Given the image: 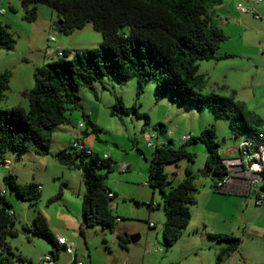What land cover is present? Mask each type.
Returning a JSON list of instances; mask_svg holds the SVG:
<instances>
[{"label": "rangeland", "instance_id": "1", "mask_svg": "<svg viewBox=\"0 0 264 264\" xmlns=\"http://www.w3.org/2000/svg\"><path fill=\"white\" fill-rule=\"evenodd\" d=\"M238 3L248 5L247 0H221L220 5H227L229 15H225L227 20L218 22L226 38L219 43L216 53L232 56L198 62L197 72L205 77L201 93L232 95L243 107L248 122L264 133V0H259L256 5L259 18L236 10ZM34 8L35 19L27 21L22 17L24 9L20 0H0V9L3 10L0 22L7 26L14 39L11 49H0V74L8 73L7 88L0 100V109L3 110L16 106L27 109L28 99L22 92L33 86L36 67L52 58L68 59L75 49L97 48L101 42V34L90 23L63 34L56 27L58 16L54 10L40 3L34 4ZM233 15L241 18L239 24L237 20H230ZM49 37H53L54 41L50 42ZM62 48L69 53L57 57L55 49ZM154 87V82L150 80L143 91L136 95L134 78L118 81L111 77H104L102 83L94 82L93 88L81 86L80 106L67 110V122L53 129L46 155L35 153L31 146L20 154L12 150L3 153L2 159L7 160L8 165L0 166V191H4V198L10 203L8 212L13 213L10 218L15 234L5 236L11 253L4 251L0 258H7L10 264H40V257L48 253L52 246L26 230L31 227L33 216L39 212L45 217L54 237L61 235L73 246L71 254L59 247L55 264H73V258L82 264H183L187 242L179 240V236L167 251L164 250L161 239L164 222L161 196L157 189L152 190L143 184L147 180L151 152L165 137L181 144L182 135L190 133L195 136L209 125L214 126L216 140L221 146L223 139L227 144L237 146L242 137L235 138L227 120L214 119L208 109L177 105L166 95L156 96ZM114 96H118L124 106H134L138 112L146 114L149 119L147 124L133 114L111 115ZM82 110L97 127L95 131L82 118ZM79 122L83 124L81 131L76 129ZM157 123L169 128L171 135H159L152 128ZM73 137H79L99 156L108 154L115 163L110 172L98 169L103 175L102 183L115 194L109 203L111 213L118 217L112 228L99 223H82L84 186L81 171L60 164L55 156L58 151L71 150L70 139ZM148 140L152 142L151 146L147 144ZM185 149L192 155L191 162L182 157L167 163L163 170L166 174L175 173L169 183L175 185L184 178V169L188 166L194 175L196 187L193 192L195 203L190 207L191 216L205 217L209 214L201 213L200 208L209 211L208 204L213 202H201V196L213 178L210 172L201 175L206 151L198 141L187 143ZM122 163L128 164L126 171L118 168ZM8 173L14 174L22 184L32 182L40 187L33 203L21 200L13 189L4 184L3 176ZM213 192L216 193L215 190ZM240 199L242 203L231 197L218 198L212 208L225 217H264V201L261 206L252 202V206L245 207L244 198ZM150 202L158 206L148 208ZM149 223L154 226L151 227ZM260 226L263 227L264 222ZM237 234L241 238L243 232L238 229ZM125 235L128 242L126 247H121L118 236ZM135 235L138 238L132 242L130 237ZM247 246L256 260L264 264V241L258 240ZM248 257L252 255L248 254ZM243 260L240 256L236 258L239 263Z\"/></svg>", "mask_w": 264, "mask_h": 264}, {"label": "trees", "instance_id": "2", "mask_svg": "<svg viewBox=\"0 0 264 264\" xmlns=\"http://www.w3.org/2000/svg\"><path fill=\"white\" fill-rule=\"evenodd\" d=\"M36 3L56 12L59 32L68 34L90 23L101 34V42L97 48L75 49L68 59L50 60L35 68L33 86L22 92L28 99L27 109L21 106L0 109V160L6 150L20 154L30 146L35 153L46 155L53 129L67 122V110L80 106L79 88H93V83H102L104 77L118 81L134 78L136 95L152 80L156 96L166 95L177 105L208 109L214 119L227 120L235 138L256 136L258 130L248 122L243 107L232 95L201 93L205 77L197 72L198 62L232 56L216 53L219 43L226 38L214 21L213 9L220 5L221 0H20L24 9L23 19H35ZM13 44L14 39L7 26L0 22V49L9 50ZM62 53L66 55L69 52ZM7 83L8 73H1L0 100ZM110 114H133L142 118L145 124L149 120L134 106H124L118 96H114ZM81 115L95 131L97 127L89 116L83 112ZM257 122L258 119L255 120ZM152 128L159 135H166L167 127L163 123L154 124ZM196 141L205 148L204 168L212 174L214 185L224 177L226 169L222 164L220 144L213 125L205 127L195 136L190 134L189 140L179 145L171 140L156 144L149 159L146 184L152 190L157 189L161 196L164 213L161 239L165 251L181 236L189 223L196 187L194 175L188 166L184 169V178L175 185L169 184L168 175L163 169L167 163L182 157L191 162L192 155L186 151L185 145ZM70 149L58 151L55 156L60 164L81 171L84 186L81 205L85 224L99 223L112 228L118 219L109 208L115 194L107 196L110 189L102 183L103 175L98 169L110 172L114 161L110 158L100 159L95 153L86 155L83 151ZM3 182L21 200H27L30 204L39 195L38 185L32 182L22 184L12 173L4 175ZM152 204L150 202L147 207L158 206L155 203L152 207ZM9 207L10 203L4 195H0V254L4 251L11 253L5 236L15 234L10 218L13 213L8 212ZM26 230L48 242L52 246L49 252L56 259L60 245L42 214L36 212L31 227ZM208 238L225 243L216 256V264L235 252L241 243L240 238L227 234H208ZM127 242V236H118L121 247H126ZM0 264L10 263L7 258H0Z\"/></svg>", "mask_w": 264, "mask_h": 264}, {"label": "crops", "instance_id": "3", "mask_svg": "<svg viewBox=\"0 0 264 264\" xmlns=\"http://www.w3.org/2000/svg\"><path fill=\"white\" fill-rule=\"evenodd\" d=\"M226 6H227L226 4H222L213 9L214 21L220 29L223 28L222 26H219L218 22L220 23V21H222L223 19L225 20L228 19L225 16V15H229L227 14ZM230 20L231 21L237 20V22L239 21L237 24H239L241 18L238 15H233L230 18ZM61 51H65V48H62ZM55 59L56 58H52L51 60H55ZM82 111L83 113H85L84 110ZM167 140H171L173 143H175V145H179L178 143L174 142L175 141L174 139L170 137L169 138L165 137V139L161 141V143H165V141L167 142ZM221 144L222 146L220 145L219 147V153L221 157L232 156L236 154V146L227 144L224 139L222 140ZM109 158L111 159L110 156ZM167 175H168V181L170 182L172 181V178L175 175V173H170ZM143 184H146V181H143ZM207 185H209V187L206 186V189L204 190L205 192L201 196V202L202 204L208 201L209 202L213 201V202L211 204H208L210 205L211 208V209L209 208V211L201 208L200 210L201 213L205 212L209 215L205 217L202 215H201L202 217H193L192 215L190 217L186 229L183 231L179 239L187 242V248H186L187 251H184L183 254L184 256L182 257V259L184 260L182 261L183 264H216V256L220 252V250L225 247V243L217 242L212 239H209L208 234L220 233V234H227L233 237L240 238V236L239 237L237 236L238 229H240V231L243 232L242 237L240 238L241 243L238 249L235 252L226 255L220 264H261L253 256L252 250H250V247H248L247 244H252L258 240L264 241V226L263 227L260 226V224L264 222V217H249V218L225 217L220 212H218L217 209L212 208L213 204L217 203L218 198H230V197L238 200L241 203H242V199L240 198L243 197L244 206L245 207L252 206L251 205L252 202L254 203L255 201V195L257 194L259 189H261V186L260 185L250 186L245 191L243 190L242 185H240L238 182H233L232 184L227 185L225 189H221L219 191H216L215 193L213 192L212 189L213 186L212 179L211 182ZM153 226L154 224L151 227ZM57 237H63V236L57 235L55 239H57ZM248 254L252 255V257L249 258ZM237 256H240L241 259L244 260L241 263L237 262L236 261ZM245 259L249 261H245Z\"/></svg>", "mask_w": 264, "mask_h": 264}, {"label": "built area", "instance_id": "4", "mask_svg": "<svg viewBox=\"0 0 264 264\" xmlns=\"http://www.w3.org/2000/svg\"><path fill=\"white\" fill-rule=\"evenodd\" d=\"M248 5L243 6L241 3H238L236 10L241 12L251 13L255 18H259L260 15L256 10V5L259 3V0H247ZM3 10L0 9V13ZM50 42L54 41L53 37H49ZM56 50V56H63V53L59 49ZM83 124L78 123L76 129L81 131ZM172 131L167 128L166 135H171ZM150 136L149 138H151ZM148 138V139H149ZM190 138V134H184L180 137V141L186 142ZM149 146L152 145L150 140L147 141ZM163 144V143H161ZM160 144V145H161ZM159 145V144H158ZM70 147L76 151H83L86 155H93L94 152L88 148L79 137H73L70 140ZM96 154V153H95ZM98 155V154H97ZM99 156V155H98ZM100 159L107 160L109 159L108 154L103 153L102 156H99ZM222 164L224 165L226 171L225 175L221 180H218L213 186V190L219 191L225 189L227 185L232 184L233 182H238L242 185L243 190H247L250 186L260 185L264 189V133L259 131L256 133V136L253 138H242L236 146V154L232 156L222 157ZM7 166V160H0V166ZM118 168L121 171H126L128 169V164L122 163L118 165ZM40 188V187H39ZM0 195H4V191H0ZM108 197H112L113 193L111 191L107 192ZM264 201V192L258 191L255 195V205L261 206ZM155 206V203L152 204V207ZM152 226V223H149ZM57 243L62 246L65 252L71 254L73 252V246L66 242L63 237H57ZM40 264H55L54 258L51 254H44L39 259ZM73 264H82L81 261H75L73 258Z\"/></svg>", "mask_w": 264, "mask_h": 264}, {"label": "water", "instance_id": "5", "mask_svg": "<svg viewBox=\"0 0 264 264\" xmlns=\"http://www.w3.org/2000/svg\"><path fill=\"white\" fill-rule=\"evenodd\" d=\"M58 23H60V22H58ZM202 173H201V175L202 176H205V175H207V173H206V170H205V168L204 169H202V171H201ZM259 191H262V192H264V189H259ZM82 222H83V224H85L86 222L84 221V217L82 216ZM126 236V235H125ZM138 238V235H135V236H131L130 237V240L133 242V241H135L136 239ZM48 254H50V252H48Z\"/></svg>", "mask_w": 264, "mask_h": 264}]
</instances>
